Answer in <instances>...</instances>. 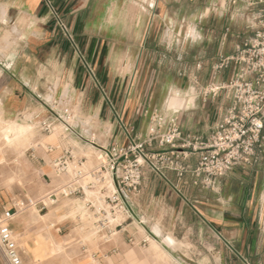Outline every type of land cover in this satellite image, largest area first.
Here are the masks:
<instances>
[{"label":"crops","instance_id":"obj_1","mask_svg":"<svg viewBox=\"0 0 264 264\" xmlns=\"http://www.w3.org/2000/svg\"><path fill=\"white\" fill-rule=\"evenodd\" d=\"M228 1L0 0V126L15 122L39 130L21 155L10 150L0 155L2 160L17 155L25 187L39 195L61 183L52 162L64 149L72 148L77 156L93 149L65 131L60 121L64 114L71 115L77 133L98 147L126 144V125L144 137L153 114L169 118L172 111L178 112L182 133L208 135L229 100L224 92L204 98L201 89L211 81L220 58L233 54L252 35L254 12L247 11L243 0L236 6ZM53 13L68 27L98 86L60 34ZM192 47L198 51L188 56ZM188 58L190 74L181 68ZM233 72L229 65L217 82L227 81ZM174 94L192 101L174 109L169 104ZM189 164L195 166L194 156ZM35 178L38 186L28 184ZM130 198L132 218L98 234L104 245H112L113 254L144 248L150 240L158 243L156 228L142 236L136 225L160 222L159 243L170 237L183 246L176 253L177 264H186L187 257L194 264H264V141L250 165L236 167L212 189L194 187L189 175L181 182L172 174L167 181L146 175L140 192ZM65 201L36 211L66 217ZM25 222L22 213L10 221L15 236L26 233ZM164 246L174 257L173 245Z\"/></svg>","mask_w":264,"mask_h":264},{"label":"built area","instance_id":"obj_2","mask_svg":"<svg viewBox=\"0 0 264 264\" xmlns=\"http://www.w3.org/2000/svg\"><path fill=\"white\" fill-rule=\"evenodd\" d=\"M243 1L247 11L254 12L250 25L252 35L233 54L220 58L212 67L211 81L201 89L204 98L224 92L229 100V106L208 135L198 137L182 133L177 122L178 112L172 111L169 118L153 114L144 137L126 125L124 130L129 139L126 144L112 142L98 147L77 133L71 115L64 114L60 121L65 131L90 143L96 152L97 165L88 168L84 156H77L70 147L64 149L63 154L52 162L54 174L62 179L61 183L34 203L27 201L28 205L44 211L62 200H79L92 217L98 235L114 223L124 222L125 217L132 218L130 197L140 192L146 175L167 181L172 174L177 182L189 175L194 187L212 189L219 179L236 167L250 165L264 141V0ZM238 2L228 1L230 6H236ZM53 18L60 34L81 59L66 24L56 14ZM81 63L89 79L98 86L94 71L83 59ZM229 65L234 69L232 76L227 81L217 82V75ZM196 68L201 69V64L198 63ZM45 130L51 131L49 127ZM154 145L158 151H151ZM192 156L196 158L194 167L189 164ZM20 207L18 204L12 209ZM12 209L0 215L2 264H24L9 227L14 215ZM243 264L250 263L244 261Z\"/></svg>","mask_w":264,"mask_h":264},{"label":"rangeland","instance_id":"obj_3","mask_svg":"<svg viewBox=\"0 0 264 264\" xmlns=\"http://www.w3.org/2000/svg\"><path fill=\"white\" fill-rule=\"evenodd\" d=\"M190 25V21L185 22V27H187L186 31L190 30ZM247 34L248 32L244 33L245 36ZM169 39H172L171 35H169ZM197 51L198 50L194 47L190 48L188 50V56ZM169 63L175 64V59H170ZM190 64L188 58L181 66L188 74H190L188 71ZM174 97L178 98L174 94L170 97L169 102ZM187 101L191 102L192 100L185 99L184 102H186V105ZM33 129L34 134L39 131L36 127H33ZM34 134L32 136H34ZM32 144L33 143L28 147L32 146ZM1 148L3 147L0 146V149ZM24 150H22V152ZM2 152H6L5 154H7L10 150L4 148ZM9 155L10 154H8V156ZM79 156L86 157V167L92 168L97 165V156L93 149H88L84 153L80 152ZM17 157V155L16 157L13 155L9 160L0 163V215L5 213L4 209H12L13 206L18 204L21 205V207L20 209H12L15 216L12 217L13 220L11 219L10 221H15L16 215L19 213L26 215V233L21 236H15V241L20 248L24 264H177L176 262L178 259L176 253L181 250L183 246L181 243L176 242H174L173 246H170V249L175 251L174 257L167 252V246H164L165 243H163L164 245L159 243L162 239L160 233L162 227L160 222L154 224L144 222L145 226L138 224L136 228L142 236L146 235L149 231H153L152 228H156L157 232L153 231V233L159 237L157 244H159V248L164 252L166 258H160L156 254L149 253L148 249L150 245L144 248L139 246L128 247L125 252L113 254L110 251L112 245L103 244L97 235V230L92 224V217L86 213L83 208V203L74 201L76 199H68L62 203L64 207L68 208L66 217L54 219L52 217H44V213L38 215L36 207L33 205L29 206L27 201L30 200L34 203L37 199L45 195L47 190H44V192L39 195L29 192L25 187ZM5 159H8V157ZM37 182L38 179L35 178L33 182L29 181L28 184L31 186H38ZM25 196L27 197L26 200L24 199ZM64 223L65 225L62 226ZM54 233H57V239ZM116 239L117 235L113 238V244L116 242ZM52 241H56L60 245L59 249L53 250ZM152 241L154 240H150V244ZM183 260L186 264H194L193 258L187 257Z\"/></svg>","mask_w":264,"mask_h":264},{"label":"bare ground","instance_id":"obj_4","mask_svg":"<svg viewBox=\"0 0 264 264\" xmlns=\"http://www.w3.org/2000/svg\"><path fill=\"white\" fill-rule=\"evenodd\" d=\"M169 104L174 109H179V108L184 107L186 105L183 100L176 98V97L172 98L170 100ZM22 124H18L15 122H8V123H3L2 126H0V146L3 147L0 149V155H3L4 152H2V150L4 148H7L8 150L14 151L19 156L22 154V150H24L29 145H31L32 138H33L32 135L34 134V129L30 125H22ZM2 161L3 160L0 157V163ZM16 162H17V160H16ZM18 170H20V169H18ZM76 209H77V207H76ZM89 231H90V229H89ZM93 233H95V232H93ZM165 243L167 245H169V244L173 245L174 241L169 237V238H166ZM59 246L60 245L56 241H52L53 250L59 249ZM160 249L161 248H159V244H157L155 241H152L150 244V247L148 249V252L151 254L158 255L160 258H166V255Z\"/></svg>","mask_w":264,"mask_h":264}]
</instances>
